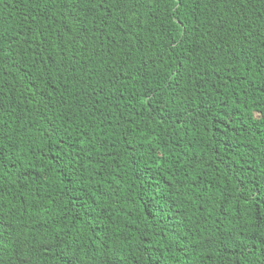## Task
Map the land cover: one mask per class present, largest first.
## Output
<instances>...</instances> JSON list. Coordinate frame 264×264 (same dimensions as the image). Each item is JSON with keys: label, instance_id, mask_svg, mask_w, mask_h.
<instances>
[{"label": "trees", "instance_id": "obj_1", "mask_svg": "<svg viewBox=\"0 0 264 264\" xmlns=\"http://www.w3.org/2000/svg\"><path fill=\"white\" fill-rule=\"evenodd\" d=\"M0 264H264V0H0Z\"/></svg>", "mask_w": 264, "mask_h": 264}]
</instances>
